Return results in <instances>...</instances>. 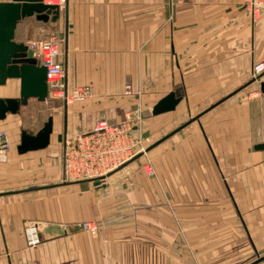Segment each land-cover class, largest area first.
I'll use <instances>...</instances> for the list:
<instances>
[{
  "label": "crops",
  "instance_id": "1",
  "mask_svg": "<svg viewBox=\"0 0 264 264\" xmlns=\"http://www.w3.org/2000/svg\"><path fill=\"white\" fill-rule=\"evenodd\" d=\"M49 25L63 39L68 85L92 92L69 105L29 98L0 120L10 142L0 161V264H220L235 245L237 260L258 254L264 150L252 145L264 141V8L253 19L242 0H67L56 21H18L14 40L47 39ZM171 91L181 96L175 109L153 115ZM18 96L19 79L0 85V98ZM45 103L49 144L19 153L21 131L42 127L27 113ZM126 113L144 151L104 177L64 180L65 139ZM24 220L39 224L35 247L25 245Z\"/></svg>",
  "mask_w": 264,
  "mask_h": 264
},
{
  "label": "built area",
  "instance_id": "2",
  "mask_svg": "<svg viewBox=\"0 0 264 264\" xmlns=\"http://www.w3.org/2000/svg\"><path fill=\"white\" fill-rule=\"evenodd\" d=\"M45 4L55 5L58 12L65 9L67 0H42ZM251 17H259L264 8V0H242ZM63 39L52 35L42 41H31L29 48L35 57L46 68V83L48 97L59 99L65 105L85 100L91 95L89 84L69 86L65 79V69L57 61L60 55V44ZM263 67V66H262ZM261 67V68H262ZM259 65L253 67V76L260 71ZM129 90V86H126ZM256 94V93H255ZM125 120L120 123H110L99 118L89 131L66 138L63 148L62 169L64 180H84L104 177L127 161L143 152L140 137L132 133L131 119L126 113ZM10 142L5 130H0V161L6 159ZM76 227L96 234L98 225L93 221L76 222ZM22 230L27 247H35L40 243L39 224L36 221L24 220Z\"/></svg>",
  "mask_w": 264,
  "mask_h": 264
},
{
  "label": "water",
  "instance_id": "3",
  "mask_svg": "<svg viewBox=\"0 0 264 264\" xmlns=\"http://www.w3.org/2000/svg\"><path fill=\"white\" fill-rule=\"evenodd\" d=\"M31 16L39 21L47 22L49 19L56 21L59 12L55 5L45 4L42 0L0 2V85L5 84L7 79H19L17 98H0V120L4 119L7 113H17L20 106L26 104L29 98L44 101L48 96L45 66L40 64L27 44L14 40L18 21ZM260 91L264 93V83L260 84ZM180 100L181 96L171 91L157 101L151 113L157 115L172 111ZM51 133L52 118L48 117L35 134L21 131L17 151L24 153L45 148L49 144ZM252 148L255 151H263L264 141L253 144ZM262 260L264 255L248 264H257Z\"/></svg>",
  "mask_w": 264,
  "mask_h": 264
},
{
  "label": "rangeland",
  "instance_id": "4",
  "mask_svg": "<svg viewBox=\"0 0 264 264\" xmlns=\"http://www.w3.org/2000/svg\"><path fill=\"white\" fill-rule=\"evenodd\" d=\"M32 32H40V26H42L41 23H34L33 25H31ZM46 28H44L43 30L41 29V32L45 35H47L48 37L52 36V35H56L57 36V31H56V27L55 25H49V26H45ZM48 27V28H47ZM45 35V36H46ZM262 66H259V68H261ZM46 99H49L52 102V99H50L48 96ZM55 102H60L58 100H54ZM49 102V104L51 105L52 103ZM48 103H45L43 105V109H39L40 107H32L30 109V112L27 113V120L30 122H37L40 126L43 125V123L47 120L48 118V114L49 111L47 110V105ZM147 171H149V167L145 168ZM111 173V172H110ZM109 174V173H108ZM235 236H237V231H235ZM237 241V240H236ZM244 246V245H243ZM264 255V248L259 247L258 250V254L253 255V254H249L248 256H239L240 258H238L237 260V245L233 246V248L230 250L229 256L226 259L225 263H220V264H248L252 261H254L257 257H260ZM224 262V261H223Z\"/></svg>",
  "mask_w": 264,
  "mask_h": 264
},
{
  "label": "bare ground",
  "instance_id": "5",
  "mask_svg": "<svg viewBox=\"0 0 264 264\" xmlns=\"http://www.w3.org/2000/svg\"><path fill=\"white\" fill-rule=\"evenodd\" d=\"M259 69V68H258Z\"/></svg>",
  "mask_w": 264,
  "mask_h": 264
}]
</instances>
